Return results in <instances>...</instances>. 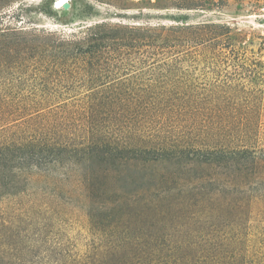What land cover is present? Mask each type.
I'll return each instance as SVG.
<instances>
[{
    "label": "trees",
    "instance_id": "obj_1",
    "mask_svg": "<svg viewBox=\"0 0 264 264\" xmlns=\"http://www.w3.org/2000/svg\"><path fill=\"white\" fill-rule=\"evenodd\" d=\"M25 1L0 0V74L33 63L62 72L130 71L134 83L150 87L91 90L74 108L60 110L36 102L58 93H16L19 102L12 104L10 90L0 88V264H244L236 250L167 247L181 241L167 233L170 222L188 218L184 224L196 227L214 218L223 221L229 212L239 216L248 195L264 182V149L249 147L248 136L226 137L221 115L233 97L197 89L182 65L189 61L194 68L196 54L208 52L203 48L214 55L220 44L229 47L223 40L237 39L230 27L190 23L184 15L159 17L170 24L132 15L129 21L85 24L78 33L57 32L22 25ZM227 2L87 0L84 7L92 15L96 3L116 10L198 11L221 9ZM200 45L205 47L198 50ZM124 82L132 80L116 83ZM122 167L133 170L118 189L130 208L102 220L118 204L117 198L97 200L96 179ZM57 171L89 201L92 226L103 224L110 231L108 244L79 254L44 234L47 211L58 209L59 195L27 188L32 178L61 191L60 180L49 176ZM141 219L155 232L120 236V228L138 227Z\"/></svg>",
    "mask_w": 264,
    "mask_h": 264
},
{
    "label": "rangeland",
    "instance_id": "obj_2",
    "mask_svg": "<svg viewBox=\"0 0 264 264\" xmlns=\"http://www.w3.org/2000/svg\"><path fill=\"white\" fill-rule=\"evenodd\" d=\"M67 1L70 7L63 9L62 6L56 7L57 0L46 2L26 0L23 2L26 9L22 12L25 21L22 25H32L50 31L78 33L83 31L85 24L102 19L112 22L120 19L129 21L132 15H137L142 21L150 18L152 22L160 21L170 24V20L159 17L184 15L190 23L215 22L229 26L230 34L237 37L231 44L228 40H223L229 47L223 46L222 43L217 46L213 55L209 48H203L205 46L200 45L198 50L203 48L208 52L201 51L200 55L196 54L195 58L198 60L195 67H191L189 61L183 62L182 65L192 74L191 81L196 82L197 89L203 92H229L230 98L233 97L221 115L228 124L226 137L248 136L249 147L264 149V0H227V4L221 9L198 11L149 8L139 10L136 6L129 10H116L106 4L96 3L92 15H87L89 13L85 10L84 4L87 0ZM217 29L219 32L223 31V28ZM219 38L222 39L223 35ZM44 55L50 59L46 56L47 54ZM36 66L34 67L33 63L32 66L0 74V88L10 90L12 104L19 102L15 97L16 93L23 97H31L32 92L40 94L44 91L59 95L45 98L43 96L44 99H37L39 101L36 102L40 108L60 110L65 106L74 108V103L91 90L150 87L144 82L134 83L136 78L132 77L134 72L130 71L95 74L80 69L73 70L75 68L69 72H62L59 67H40L38 64ZM129 79L132 82L116 83ZM251 123H253L252 126H247L246 129V125ZM117 168H114L109 176L96 179L95 186L101 197L97 200L117 198L118 204L114 209L109 207L111 210L104 212L103 217V213L99 215L95 212L97 217H102V220L106 215H109L108 218H117L130 208L125 206L127 200L121 197L123 191L118 189L124 183L123 177L133 170L128 171V168L122 167L124 171L120 172L116 171ZM60 172L50 173L49 176L50 180H60L59 190L61 191L56 192L54 187L46 188L45 180L32 178L27 188L28 193L55 191V195H59L58 198H54L60 203L58 209L47 211L44 219V234L52 243H63L67 250L79 254L108 244L107 232L110 231L103 224L99 227L92 226L89 201L79 194L74 181H64L65 176H61ZM73 177L69 174V179ZM141 220L143 221H140L138 227L120 228L118 230L120 236L125 232L132 235H137L141 231L147 234L155 232L153 227L148 229V225H144L143 222L147 219ZM187 220L189 219L178 220L179 223L174 220L167 225V233L172 235V239L181 238V241H176L177 243L171 241L167 247H183L186 250L201 248L236 250L244 255V264H264V182L260 184L259 189L248 195L242 204L239 216L234 217L233 212H229L223 221L214 218L205 223L199 222V226L196 227L184 224Z\"/></svg>",
    "mask_w": 264,
    "mask_h": 264
},
{
    "label": "water",
    "instance_id": "obj_3",
    "mask_svg": "<svg viewBox=\"0 0 264 264\" xmlns=\"http://www.w3.org/2000/svg\"><path fill=\"white\" fill-rule=\"evenodd\" d=\"M61 6L63 9H68L70 7V4L68 1H64Z\"/></svg>",
    "mask_w": 264,
    "mask_h": 264
},
{
    "label": "bare ground",
    "instance_id": "obj_4",
    "mask_svg": "<svg viewBox=\"0 0 264 264\" xmlns=\"http://www.w3.org/2000/svg\"><path fill=\"white\" fill-rule=\"evenodd\" d=\"M64 1H67V0H57L56 7H60Z\"/></svg>",
    "mask_w": 264,
    "mask_h": 264
}]
</instances>
